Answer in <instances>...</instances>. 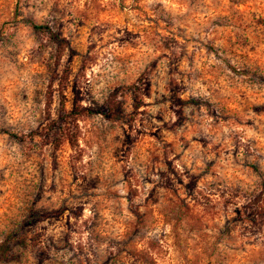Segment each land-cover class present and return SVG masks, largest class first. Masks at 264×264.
Listing matches in <instances>:
<instances>
[{
  "label": "rangeland",
  "instance_id": "obj_1",
  "mask_svg": "<svg viewBox=\"0 0 264 264\" xmlns=\"http://www.w3.org/2000/svg\"><path fill=\"white\" fill-rule=\"evenodd\" d=\"M0 264H264V0H0Z\"/></svg>",
  "mask_w": 264,
  "mask_h": 264
},
{
  "label": "trees",
  "instance_id": "obj_2",
  "mask_svg": "<svg viewBox=\"0 0 264 264\" xmlns=\"http://www.w3.org/2000/svg\"><path fill=\"white\" fill-rule=\"evenodd\" d=\"M34 29H41L39 27H35L33 26ZM108 100V98H107ZM107 107H112L111 110H108L109 113L107 114H103L104 117H110L109 119L113 120V121H118V119L121 118V110H119L115 99L114 98H109V100L107 101ZM92 110H90L89 108H86L85 106H81L80 104H78L76 101H73V107H72V111L67 114V115H63L62 117V122L60 124V126L57 128V132H60V128H63V134H64V139L65 142L68 144V146L73 149L76 146V141L78 136L77 135H68V128L70 129H74V132H76V134L78 133V128L76 123L81 120L84 117L90 116L92 114ZM98 113V112H96ZM64 128H65V132H64ZM69 129V130H70ZM62 130V129H61Z\"/></svg>",
  "mask_w": 264,
  "mask_h": 264
}]
</instances>
